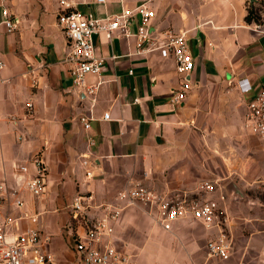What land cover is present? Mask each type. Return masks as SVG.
Returning a JSON list of instances; mask_svg holds the SVG:
<instances>
[{
	"label": "crops",
	"instance_id": "crops-1",
	"mask_svg": "<svg viewBox=\"0 0 264 264\" xmlns=\"http://www.w3.org/2000/svg\"><path fill=\"white\" fill-rule=\"evenodd\" d=\"M60 1L0 0V58L6 64L0 71V182L8 186L0 221L16 219L17 234L36 217L57 264H79L75 240L86 225L73 219V203L92 196L88 222L104 214L100 205L123 208L113 244L139 264H264V143L245 126L247 105L264 85V12L260 23L245 18L264 0H65L103 17L146 3L156 13V30L187 31L194 70L181 103L173 102L179 89L174 62L157 53L131 55L134 38L114 37L111 46L94 35L97 56L118 58L107 60L103 77L87 76L86 87L97 86L93 93L75 88L65 61L69 42L57 22ZM3 6L19 21L14 31L3 22ZM242 78L251 85L247 93L237 85ZM82 117L90 120L89 129ZM37 156L47 167L46 188L33 196L25 180L34 175ZM20 165L28 166L27 173ZM206 181L216 183L215 191L201 189ZM136 184L168 200L224 194L230 259L207 256L217 228L187 217L167 232L158 205L127 207L118 200ZM13 190L24 202L21 209Z\"/></svg>",
	"mask_w": 264,
	"mask_h": 264
},
{
	"label": "built area",
	"instance_id": "built-area-1",
	"mask_svg": "<svg viewBox=\"0 0 264 264\" xmlns=\"http://www.w3.org/2000/svg\"><path fill=\"white\" fill-rule=\"evenodd\" d=\"M3 1V0H1ZM105 3V0H98ZM62 10L57 22L63 30L68 42L69 52L65 61L70 64V76L73 86L77 89L86 87L85 81L88 75L103 77L107 71V60H116L117 55L111 53L107 58L95 54L93 36L101 37L103 43L112 46L114 37L125 39L134 38V56H149L158 54L161 59L172 60L179 76V89L174 93L173 102L181 103L187 98L190 90L188 77L194 70V59L187 41V31H158L153 27L156 18L155 11L151 10L146 3L138 5L132 11H123L113 16H96L92 13H82L71 7L65 0L60 1ZM140 16L136 23L134 16ZM3 22L9 29L14 31L19 26V21L11 18L9 10L2 7ZM256 29H261L256 25ZM5 62L0 58V71L5 68ZM243 93L251 90V85L246 78L237 82ZM97 86L86 87L88 93H93ZM26 107L31 109L32 103ZM104 119H110L109 113ZM81 122L86 129L90 128V120L82 117ZM245 126L264 143V85L260 88L256 97L247 105ZM88 165V161H83ZM34 175L25 180V187L33 196H40L46 188L47 167L40 156L32 159ZM19 169L27 173L28 166L20 165ZM92 173L87 172L91 177ZM264 186V182H263ZM216 183L203 182L201 189L205 193L215 191ZM8 186L0 182V205L6 200ZM15 205L21 209L24 202L17 197V191H12ZM118 200L125 205H158L160 224L162 228L170 232L173 225L181 219L192 217L193 220L203 224L206 229H218L215 239L207 243L206 251L210 259L229 260L231 257L232 240L226 225L229 219L222 205L226 201L224 194L217 200H198L181 198L168 200L154 193L142 184H136L130 189L121 192ZM104 214L88 222L87 211L94 208L92 196L76 197L73 203L72 217L81 220L86 225L83 235H77L76 252L80 257L79 264H139L136 255L121 251L113 244L115 224L121 217L123 208L111 204L100 205ZM98 207V206H97ZM32 226L26 230L14 234L13 226L16 219L5 216L0 221V264H57L55 256L46 249L49 237L42 238L40 230L35 227L36 217H30Z\"/></svg>",
	"mask_w": 264,
	"mask_h": 264
},
{
	"label": "trees",
	"instance_id": "trees-1",
	"mask_svg": "<svg viewBox=\"0 0 264 264\" xmlns=\"http://www.w3.org/2000/svg\"><path fill=\"white\" fill-rule=\"evenodd\" d=\"M245 20L248 23H251V22L260 23L261 22V14L259 13L258 9H256V8H249L248 14H247Z\"/></svg>",
	"mask_w": 264,
	"mask_h": 264
},
{
	"label": "rangeland",
	"instance_id": "rangeland-1",
	"mask_svg": "<svg viewBox=\"0 0 264 264\" xmlns=\"http://www.w3.org/2000/svg\"><path fill=\"white\" fill-rule=\"evenodd\" d=\"M256 9H258L259 13L262 15V13L264 12V2H260ZM261 192H262V198L264 199V187L263 190H261Z\"/></svg>",
	"mask_w": 264,
	"mask_h": 264
},
{
	"label": "water",
	"instance_id": "water-1",
	"mask_svg": "<svg viewBox=\"0 0 264 264\" xmlns=\"http://www.w3.org/2000/svg\"><path fill=\"white\" fill-rule=\"evenodd\" d=\"M252 2H254V0H251Z\"/></svg>",
	"mask_w": 264,
	"mask_h": 264
}]
</instances>
